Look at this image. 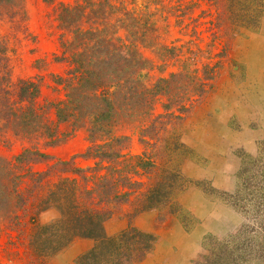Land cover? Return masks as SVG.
<instances>
[{
  "label": "rangeland",
  "instance_id": "rangeland-1",
  "mask_svg": "<svg viewBox=\"0 0 264 264\" xmlns=\"http://www.w3.org/2000/svg\"><path fill=\"white\" fill-rule=\"evenodd\" d=\"M13 1L0 0L10 83L39 80L38 104L51 119L50 107L68 99L58 79L69 77L72 55H85L90 44L111 57L104 82L114 105L112 134L128 138L119 161L135 165L130 158L139 157L140 166L127 174L129 195L107 207L106 237L132 227L154 237L152 252L132 264H264V0ZM14 3L22 4L25 22ZM77 5L87 8L79 13L82 35L58 17ZM85 124L58 145L2 127L0 159L37 149L49 157L30 171L50 170L54 182L75 177L69 170L97 163L86 155L94 143ZM71 131L59 127L62 135ZM62 162L70 163L66 172L57 167ZM15 204L0 198L7 206L0 208V264H80L95 248V240L77 238L40 255L30 245L31 213L12 214ZM55 216L39 218L44 224Z\"/></svg>",
  "mask_w": 264,
  "mask_h": 264
},
{
  "label": "trees",
  "instance_id": "trees-1",
  "mask_svg": "<svg viewBox=\"0 0 264 264\" xmlns=\"http://www.w3.org/2000/svg\"><path fill=\"white\" fill-rule=\"evenodd\" d=\"M4 1L7 3L10 0ZM14 5V15L21 16L20 21L25 22L22 4L18 7L16 3ZM106 6L102 3V10ZM82 8L84 11L87 9L80 5L73 8L64 6L58 14L63 27L75 35H82L78 25ZM92 34L94 31H88L85 36H90L89 42L93 44L96 37ZM63 45L68 47V44ZM87 47L85 55L82 54L83 49L72 55L70 62L73 68L69 77L58 79L59 84L68 89V99L50 107L55 111L56 120L50 118L46 107L38 104L41 93L39 80H20L16 85L10 83L7 58L5 52L0 51V129L6 127L20 137L39 136L48 141V145H58L72 136L81 123H86L89 138L94 143L86 155L97 160L95 167L69 170L75 177H59L54 182L50 170L30 171L28 166L31 163L49 157L37 149H26L13 162L4 163L0 159V198L16 202L12 207L8 206L12 214L22 211L31 213L30 245L40 255L61 251L77 238H88L97 244L81 258L80 264L141 262L153 250L155 239L152 235L134 227L113 238L105 235V222L113 214L107 207L122 203L129 195L125 191L131 185L127 174L139 168L140 158H130V161L137 160L135 165H126V160L119 161L126 157L122 153L127 149L128 138L112 134L110 121L114 105L104 82V77L111 72L107 68L111 57H105L103 48L94 53L90 51L93 48L90 44ZM81 97L84 100H80ZM96 99L99 104L94 103ZM65 123L71 126L72 131L62 135L59 127ZM97 141L103 143L96 144ZM69 165V162H62L57 167L66 172ZM23 185H26L24 190ZM49 211L56 213L55 219L41 224L39 217ZM18 216H14L15 223L12 221L17 229L24 224Z\"/></svg>",
  "mask_w": 264,
  "mask_h": 264
}]
</instances>
